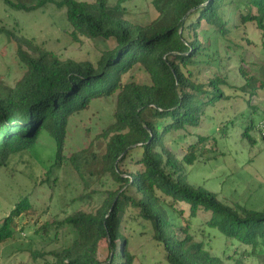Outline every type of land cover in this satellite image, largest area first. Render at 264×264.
<instances>
[{
	"label": "trees",
	"instance_id": "16d2710c",
	"mask_svg": "<svg viewBox=\"0 0 264 264\" xmlns=\"http://www.w3.org/2000/svg\"><path fill=\"white\" fill-rule=\"evenodd\" d=\"M0 1L24 13L52 6L63 12L74 40L81 36L115 43L113 49H103L95 63L60 60L46 51L30 56L18 48L24 67L21 78L13 86L0 82V168L14 158L31 156L38 142L48 139L51 151L41 186L47 189L54 173L70 170L85 189L91 188L86 197L81 194L72 202L82 204L86 199L91 211L77 210L61 223L74 233L72 243L47 256H35H49L50 264H133L121 233L122 217L128 214L134 222L150 226L166 264H223L229 259L243 264L245 259L264 258V203L259 209L223 205L215 194L188 185L182 170L205 150L197 154L198 148L191 146L178 158L165 144L172 133L198 128L204 120L214 122L206 110L223 100L222 87L228 83L220 73L224 59L218 50L210 52L207 42L216 36L235 51L237 46L227 40L233 31L251 23L264 31V0H152L157 17L145 26L125 18L121 1L113 5L107 0H38L35 5L34 0ZM139 71L147 76V83L136 82L133 74ZM239 71L244 80L240 92L258 96L264 83L243 65ZM109 99L114 100L111 122L95 137L98 147L92 141L65 156L70 122L95 101ZM250 110L257 118L254 121L248 114L243 137L252 145L253 131L264 141L260 127L264 111ZM234 121L222 122L211 131L224 138ZM88 133L85 129L84 135ZM209 139L216 144L211 136L198 138L200 143ZM93 197L100 199L96 206ZM33 210L28 196L15 205L0 224V245L18 229L24 231L21 221ZM169 212L186 225L177 228ZM193 220L205 226L203 238H211L210 229L222 235L223 260L206 249L207 242L194 239ZM102 240L109 244L110 256L100 263L96 253Z\"/></svg>",
	"mask_w": 264,
	"mask_h": 264
},
{
	"label": "rangeland",
	"instance_id": "374dc122",
	"mask_svg": "<svg viewBox=\"0 0 264 264\" xmlns=\"http://www.w3.org/2000/svg\"><path fill=\"white\" fill-rule=\"evenodd\" d=\"M36 1L38 0H34L32 4L35 5ZM82 1L90 3L94 0ZM117 1H121L125 18L132 23L145 26L157 17L151 5L152 0H107L111 5ZM64 22L63 12L55 10L52 6L24 13L13 11L0 1V82L13 86L21 78L24 67L20 62L18 48L30 56H37L40 52L46 51L55 54L60 60L95 63L103 49L111 50L115 46L112 40L93 41L81 36L74 40ZM8 34H12L13 37L9 38ZM227 40L238 48L233 51V48L216 39V36H212L207 42L210 52L218 50L224 59L225 67L220 73L228 83V87H222L223 100L206 110L207 114L214 118L215 123L204 120L198 128L172 133L166 137L165 144L178 158L188 153L191 146L198 148L197 154L201 153L202 148L205 150L193 165H185L182 170L184 181L188 185L201 187L215 194L223 205L259 209L264 203V141L259 139L256 131H253L251 135L256 138V143L251 145L243 134L248 114L254 121L257 118L255 114L251 115L250 107L257 108L260 113L264 111V90L259 91L258 96L241 93L240 87L244 80L239 65H243L250 72L249 75H255L264 83V31L251 23L233 31ZM241 55L243 61L239 63ZM227 57L230 58L228 62ZM133 76L138 83L148 82L147 76L141 71L135 72ZM205 78L204 74L200 76L202 80ZM113 108V99L98 100L92 103L89 111L70 122L64 155L69 157L88 147L92 141L97 148L99 142L95 137L110 124ZM243 113L245 114L241 116ZM229 119L235 121L233 125L228 126L224 138H219L217 132L211 131L213 126L218 128L217 125ZM85 129L89 131L87 136L84 135ZM208 136L216 139L214 142L216 147L210 139L203 143L199 142V137ZM214 147L213 152L208 151ZM50 148L49 140L41 139L31 156L26 154L14 158L7 167L0 168V224L26 196L29 197L34 209L21 221V225L25 227L24 231L18 229L10 241L0 245V264H50L49 256L41 259L35 254L47 256L50 252L68 247L73 241L74 233L66 225L61 224L62 221L77 210L91 211L86 199L82 204L81 202L72 204L79 195L86 197L91 188L85 189L70 170H59L54 173L47 189L41 186L44 177L43 165L47 164L50 157ZM99 200L93 197L94 206ZM182 209L183 216H188L186 207L182 206ZM169 213L171 221L177 228L186 225L176 213ZM122 219L121 233L128 242L127 250L134 258L133 264H166L161 245L151 238L150 226L134 222L128 214ZM204 229L205 226L200 220H193L190 233L196 241L207 242L206 249L213 256L223 260L222 235L217 230L210 229L208 233L211 238L207 240L201 235V230ZM176 234L179 238L183 237L181 232ZM115 249L119 250V247ZM96 255L100 263L105 262L110 256V246L105 240L97 244ZM223 264L236 263L229 259L223 260ZM243 264H264V258L245 259Z\"/></svg>",
	"mask_w": 264,
	"mask_h": 264
},
{
	"label": "built area",
	"instance_id": "2783aa9c",
	"mask_svg": "<svg viewBox=\"0 0 264 264\" xmlns=\"http://www.w3.org/2000/svg\"><path fill=\"white\" fill-rule=\"evenodd\" d=\"M260 127H261V129L263 130V134H264V122H262V123L260 124Z\"/></svg>",
	"mask_w": 264,
	"mask_h": 264
}]
</instances>
